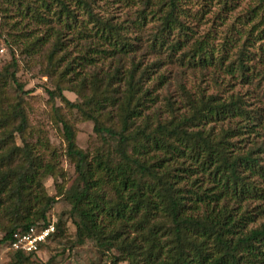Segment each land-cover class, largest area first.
I'll return each instance as SVG.
<instances>
[{"label":"trees","instance_id":"1","mask_svg":"<svg viewBox=\"0 0 264 264\" xmlns=\"http://www.w3.org/2000/svg\"><path fill=\"white\" fill-rule=\"evenodd\" d=\"M95 1L7 0L24 17L47 28L43 35L29 33L26 38L31 37L32 43L27 46L36 51L51 44L48 75L58 69L53 63L58 55L59 64L66 61L60 82L78 77L97 60H132L128 70L117 68L109 76L105 92L99 95L94 89L81 104L67 100L57 86L58 95L93 121L102 139L101 149L91 157L77 147L74 128L61 120L66 154L83 183L66 198L78 241L115 249L129 264H264V220L249 227L243 218H232L227 205V200L264 198V182L254 179H264L263 115L246 109L241 97L228 102H218L214 96L193 102L188 97L177 108L169 103L170 115L154 126L151 116L163 115L157 107L158 95L149 86L161 63L192 73L211 68L218 72L226 66L230 77L257 86L264 83V73H254L252 55L245 60L243 50L231 61L224 53L217 54L207 38L198 37L195 26L186 20L190 15L183 11V0H142L125 18L100 14ZM63 38L79 42L82 49L88 44L79 64L68 62ZM258 40L264 38L259 35ZM146 55L164 59L147 65ZM116 80L121 83L118 88L113 86ZM12 83L19 92L29 93L15 74ZM166 83L161 77L160 85ZM49 95L54 99L55 92ZM112 108L118 110L119 119L107 126L101 122L102 111ZM28 128L21 101L12 108H0V242L9 247L15 233L49 227V212L57 203V197L49 196L44 187V181L60 171L57 154L52 151L48 159L40 154L37 144L25 137ZM17 136L22 146L15 144ZM197 172L213 183L217 194L213 188L206 189L211 195L196 194L197 180L186 190ZM196 203L212 208L195 215L191 208ZM219 204L222 208L217 211ZM61 221L54 223L55 232L40 249L58 236ZM35 254L15 252L18 260ZM114 257L116 263L118 257Z\"/></svg>","mask_w":264,"mask_h":264},{"label":"rangeland","instance_id":"2","mask_svg":"<svg viewBox=\"0 0 264 264\" xmlns=\"http://www.w3.org/2000/svg\"><path fill=\"white\" fill-rule=\"evenodd\" d=\"M225 1L183 0V11L190 15L186 20L191 26H195L198 37L207 38L217 54L224 53L221 55L232 61L237 59L240 50H243L246 54L245 60L250 59L247 54L252 55L253 61L250 65L255 66L254 73L259 71L264 73V55L262 56V50H259L260 46L264 49V40H258L259 35L264 38V0H227V4L224 5ZM95 2L96 11L100 14L125 18L141 5L142 0H96ZM46 30L45 26H38L31 19L24 17L16 5L8 4L7 0H0V108H12L21 101L29 121L25 137L30 138L29 142L37 144L39 153L46 159L50 158L52 151L56 152L60 171L56 176L47 178L44 187L49 196L57 197V203L49 212L50 221L56 225L61 219L63 224L58 236L53 237L40 252L28 259L18 260L15 252L7 244L0 242V264H129L115 249L100 247L91 240L80 243L77 239V228L70 215L71 206L66 198L79 191L83 183L79 174L75 172V164L66 154L67 143L63 136L61 120L68 121L74 128L77 147L91 157L101 149L102 139L94 131V122L86 120L80 112L70 108L58 95L57 86L63 89V96L67 100L81 104L93 95L94 89L99 95L105 92L104 87L110 80L109 76L114 75L117 68H121L122 71L128 70L132 64L131 57H123L121 61L97 60L94 67H87L83 72L81 66H78L77 70L82 72L78 77L74 76L67 82H60L59 73L64 70L66 61L64 64H59L61 55H58L53 62L58 69L48 75L51 44L40 46L36 51H32L27 46L32 43L31 37L26 38L29 33L34 36L43 35ZM63 40L67 42L68 62L75 60L78 63L88 44L82 49V45L77 41H69V38ZM163 59L164 57L157 60L156 56L151 55L143 58L147 65L152 61ZM77 63H74V67ZM225 67L222 70L218 69V72L211 68L192 73L177 65L161 63L159 71L152 75L153 80L149 85L153 94L158 95L157 107L163 115V117L152 115V120H155L153 125L170 115L169 103L177 108L181 102L188 100V97L194 102L207 100L210 96L217 97L218 102H228L231 97L235 99L241 97L245 108L259 110L264 120V83L261 86L242 83L240 79L227 75ZM13 74L23 86L24 92H29L28 94L17 90L12 83ZM163 76L167 83L161 86L160 78ZM119 82L113 83L114 88L121 86ZM80 87L83 89L82 92ZM49 92H55L54 99L50 97ZM112 110L102 111L104 115L101 117V122L107 126L112 124L110 122H117L119 119L118 110L116 108ZM57 114L61 119L56 116ZM15 124L17 123L8 127L12 128ZM243 138L244 136L240 137V140H244ZM15 144L22 146L20 136L16 137ZM254 179L264 182V179L258 176ZM195 180L200 184V189H193L197 190L196 194L200 196L206 193L211 195L212 192L217 194L213 183L200 172L190 178L189 185L186 183L187 191L192 189ZM206 189H212V192ZM190 195L188 203L192 207ZM193 200L196 201L195 195ZM220 204L217 211L222 208ZM227 205L232 218H243L244 223L249 227L257 226L264 220V198L252 196L250 200L243 202L227 200ZM194 206L191 211L195 215H201L204 210L212 208L204 203H196ZM2 237L0 232V241ZM114 256L118 257L116 263Z\"/></svg>","mask_w":264,"mask_h":264},{"label":"built area","instance_id":"3","mask_svg":"<svg viewBox=\"0 0 264 264\" xmlns=\"http://www.w3.org/2000/svg\"><path fill=\"white\" fill-rule=\"evenodd\" d=\"M55 232L54 223L45 229L31 228L27 232H17L10 242V249L14 252L23 251L26 254L40 252V245L45 243Z\"/></svg>","mask_w":264,"mask_h":264}]
</instances>
